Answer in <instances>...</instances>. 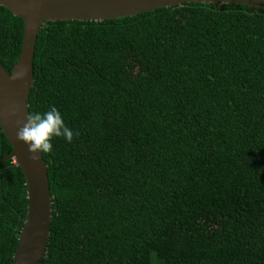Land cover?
Wrapping results in <instances>:
<instances>
[{
  "label": "trees",
  "instance_id": "1",
  "mask_svg": "<svg viewBox=\"0 0 264 264\" xmlns=\"http://www.w3.org/2000/svg\"><path fill=\"white\" fill-rule=\"evenodd\" d=\"M23 21L0 6V64ZM28 112L55 105L71 143L42 154L51 219L39 264H264V8L183 2L45 21ZM0 128V264L27 211Z\"/></svg>",
  "mask_w": 264,
  "mask_h": 264
},
{
  "label": "water",
  "instance_id": "2",
  "mask_svg": "<svg viewBox=\"0 0 264 264\" xmlns=\"http://www.w3.org/2000/svg\"><path fill=\"white\" fill-rule=\"evenodd\" d=\"M183 2H233L264 8V0H0V6L23 21V38L17 61L10 73L0 64V128L12 145L6 159H13L20 167L27 187V211L12 264L40 263L46 251L51 219L49 180L42 154L33 159L15 135L29 113L27 100L33 84L32 58L39 28L45 21H102Z\"/></svg>",
  "mask_w": 264,
  "mask_h": 264
},
{
  "label": "clouds",
  "instance_id": "3",
  "mask_svg": "<svg viewBox=\"0 0 264 264\" xmlns=\"http://www.w3.org/2000/svg\"><path fill=\"white\" fill-rule=\"evenodd\" d=\"M15 135L36 159L53 152L54 138L62 137L66 143H71L79 132L68 127L62 113L55 105H50L46 111L28 113Z\"/></svg>",
  "mask_w": 264,
  "mask_h": 264
}]
</instances>
